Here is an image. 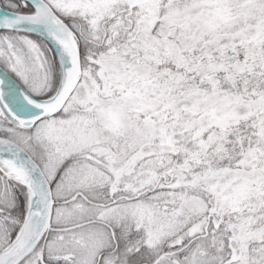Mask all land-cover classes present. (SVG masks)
I'll use <instances>...</instances> for the list:
<instances>
[{"label": "snow or ice", "instance_id": "1", "mask_svg": "<svg viewBox=\"0 0 264 264\" xmlns=\"http://www.w3.org/2000/svg\"><path fill=\"white\" fill-rule=\"evenodd\" d=\"M0 264H264V0H0Z\"/></svg>", "mask_w": 264, "mask_h": 264}]
</instances>
